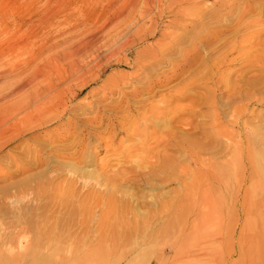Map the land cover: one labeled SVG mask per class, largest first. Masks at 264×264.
Instances as JSON below:
<instances>
[{
    "label": "rangeland",
    "instance_id": "obj_1",
    "mask_svg": "<svg viewBox=\"0 0 264 264\" xmlns=\"http://www.w3.org/2000/svg\"><path fill=\"white\" fill-rule=\"evenodd\" d=\"M0 55V264H264V0H0Z\"/></svg>",
    "mask_w": 264,
    "mask_h": 264
},
{
    "label": "bare ground",
    "instance_id": "obj_2",
    "mask_svg": "<svg viewBox=\"0 0 264 264\" xmlns=\"http://www.w3.org/2000/svg\"><path fill=\"white\" fill-rule=\"evenodd\" d=\"M91 44V43H90ZM97 44V43H96ZM95 44V45H96ZM13 47V46H12ZM112 48V47H111ZM28 50V49H27ZM4 51V50H3ZM7 51V50H6ZM5 51V52H6ZM25 50L23 49V52ZM30 51V50H29ZM9 52V51H8ZM7 52V53H8ZM22 52V53H23ZM26 52V51H25ZM73 53V52H72ZM67 57L70 56L69 53H66ZM69 54V55H68ZM3 55V54H2ZM0 55V56H2ZM24 55V54H23ZM4 56V55H3ZM2 56V57H3ZM4 58V57H3ZM6 59V58H4ZM8 60V59H7ZM62 60V59H61ZM23 62V61H22ZM81 62V61H80ZM79 60L78 61H71L67 67L66 70H64V73L62 74L63 75V79L65 81H69L68 79H71L73 77H75L74 79H77L79 78L81 75H83L84 72L88 71L91 69V66H89L87 63H80ZM95 63V62H94ZM1 64V63H0ZM2 66H4V64H1ZM11 65V64H10ZM13 65V64H12ZM52 65V64H50ZM15 67V66H14ZM1 68V67H0ZM7 71V70H6ZM21 73V72H20ZM22 74V73H21ZM38 74V73H37ZM8 75V74H6ZM20 76V74H18ZM61 76V75H60ZM59 76V78H61ZM100 76V75H99ZM98 75H96L94 77V80L97 79L99 77ZM35 78H37V75L35 77H33L32 79L28 80V79H21L20 80V85H18L17 89L21 88V87H24L26 85H28L32 80H34ZM58 78V79H59ZM20 79V78H19ZM62 79V80H63ZM60 80V79H59ZM71 81V80H70ZM58 82V80L56 81ZM61 82V81H60ZM64 83V82H63ZM62 83V84H63ZM87 82L84 81L83 85L86 84ZM66 84V83H65ZM69 85V84H68ZM82 85V84H81ZM36 86V85H35ZM38 86V85H37ZM47 87V86H46ZM65 87L61 88V86L58 88V86H55L53 88L51 87H48L46 89V94H45V97H43L42 99H39L37 98L35 101L33 100L31 105L28 103L27 101V107H26V111L24 113V117H31V119H33L34 121H38V122H41V121H44L45 118H47L49 115L55 113L56 111H61V112H64L65 111V108L63 106V103H62V98L63 96L65 95L66 91L64 90ZM68 89V88H67ZM69 90V89H68ZM67 90V91H68ZM44 92V91H43ZM35 94V93H34ZM39 94V92H38ZM36 94V96L38 95ZM67 94V93H66ZM71 95V93H69ZM76 93H72V96L74 95L75 96ZM40 96V95H38ZM29 97V96H28ZM34 99V98H33ZM30 100V99H29ZM31 107V110H29ZM51 107V108H49ZM25 108V107H24ZM24 110V109H23ZM21 110V111H23ZM29 110V111H28ZM20 112V111H19ZM43 123V122H42ZM23 244V241L20 240L19 241V245L21 246Z\"/></svg>",
    "mask_w": 264,
    "mask_h": 264
}]
</instances>
